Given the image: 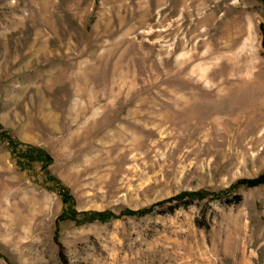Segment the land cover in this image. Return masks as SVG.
Returning <instances> with one entry per match:
<instances>
[{"label":"rangeland","instance_id":"1","mask_svg":"<svg viewBox=\"0 0 264 264\" xmlns=\"http://www.w3.org/2000/svg\"><path fill=\"white\" fill-rule=\"evenodd\" d=\"M263 34L264 0H0V264H264Z\"/></svg>","mask_w":264,"mask_h":264},{"label":"crops","instance_id":"2","mask_svg":"<svg viewBox=\"0 0 264 264\" xmlns=\"http://www.w3.org/2000/svg\"><path fill=\"white\" fill-rule=\"evenodd\" d=\"M8 212L3 209V207L1 208L0 211V221L3 220H7V221H12V219L14 218L12 213L10 214V212H12V207H7ZM0 241H3V234L0 233Z\"/></svg>","mask_w":264,"mask_h":264},{"label":"trees","instance_id":"3","mask_svg":"<svg viewBox=\"0 0 264 264\" xmlns=\"http://www.w3.org/2000/svg\"><path fill=\"white\" fill-rule=\"evenodd\" d=\"M262 43H263V47H264V34H263V41H262ZM36 160H38V159H36ZM255 182H259V181H257V180L256 181H250L249 183L250 184H255Z\"/></svg>","mask_w":264,"mask_h":264}]
</instances>
